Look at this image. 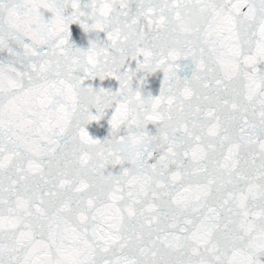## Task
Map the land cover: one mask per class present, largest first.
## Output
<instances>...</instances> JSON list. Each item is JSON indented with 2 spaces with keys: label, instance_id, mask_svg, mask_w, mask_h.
<instances>
[{
  "label": "snow or ice",
  "instance_id": "6c2138e0",
  "mask_svg": "<svg viewBox=\"0 0 264 264\" xmlns=\"http://www.w3.org/2000/svg\"><path fill=\"white\" fill-rule=\"evenodd\" d=\"M0 264H264V0H0Z\"/></svg>",
  "mask_w": 264,
  "mask_h": 264
},
{
  "label": "water",
  "instance_id": "95a60500",
  "mask_svg": "<svg viewBox=\"0 0 264 264\" xmlns=\"http://www.w3.org/2000/svg\"><path fill=\"white\" fill-rule=\"evenodd\" d=\"M69 31L73 33L72 42L79 47H86V39H81L83 36V29L78 24H73L69 26ZM103 34H101V38ZM133 69L135 68V62H132L130 65ZM183 75V72L179 73ZM141 80L143 81L142 83ZM163 80V73L161 71H156L154 73H145L139 72L135 78L134 87H139L142 95H151L155 97L159 94L161 82ZM86 83H91L94 88L105 87L116 90L119 87L118 81L112 78H106L104 81H100L99 78H96L91 81H86ZM87 131L93 138L103 140L109 135V125L105 119L100 121H92L86 126Z\"/></svg>",
  "mask_w": 264,
  "mask_h": 264
},
{
  "label": "clouds",
  "instance_id": "9594fccd",
  "mask_svg": "<svg viewBox=\"0 0 264 264\" xmlns=\"http://www.w3.org/2000/svg\"><path fill=\"white\" fill-rule=\"evenodd\" d=\"M193 26V19L191 17L185 16L184 18L181 19L179 23V27L181 28H190ZM81 98L85 101L89 99L88 94L81 90Z\"/></svg>",
  "mask_w": 264,
  "mask_h": 264
}]
</instances>
